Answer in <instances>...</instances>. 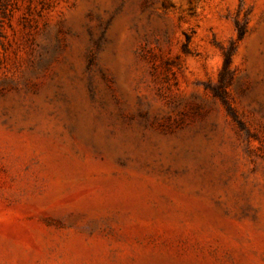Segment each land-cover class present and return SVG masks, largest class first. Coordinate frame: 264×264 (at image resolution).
Returning <instances> with one entry per match:
<instances>
[{"label": "rangeland", "instance_id": "1", "mask_svg": "<svg viewBox=\"0 0 264 264\" xmlns=\"http://www.w3.org/2000/svg\"><path fill=\"white\" fill-rule=\"evenodd\" d=\"M0 264H264V0H0Z\"/></svg>", "mask_w": 264, "mask_h": 264}, {"label": "trees", "instance_id": "2", "mask_svg": "<svg viewBox=\"0 0 264 264\" xmlns=\"http://www.w3.org/2000/svg\"><path fill=\"white\" fill-rule=\"evenodd\" d=\"M237 31H238V38L239 39L243 38L245 33L247 32L246 23H237ZM233 51H234L233 46H231L228 50L225 51V62H224V70L221 74L222 76L229 69V66L232 62ZM224 86H226V82H223V80H222L220 88L222 89V87H224ZM216 91L217 92L219 91L220 93H222L221 90H219V89H217Z\"/></svg>", "mask_w": 264, "mask_h": 264}]
</instances>
